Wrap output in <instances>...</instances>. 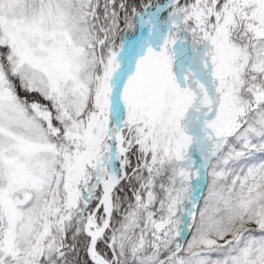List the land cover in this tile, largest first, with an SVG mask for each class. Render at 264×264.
<instances>
[{"label": "snow or ice", "instance_id": "1", "mask_svg": "<svg viewBox=\"0 0 264 264\" xmlns=\"http://www.w3.org/2000/svg\"><path fill=\"white\" fill-rule=\"evenodd\" d=\"M0 264H264V0H0Z\"/></svg>", "mask_w": 264, "mask_h": 264}]
</instances>
